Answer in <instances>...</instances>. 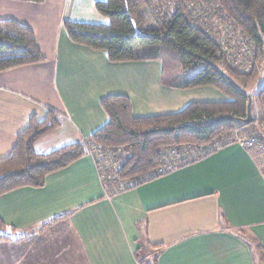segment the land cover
Instances as JSON below:
<instances>
[{"label": "crops", "instance_id": "1", "mask_svg": "<svg viewBox=\"0 0 264 264\" xmlns=\"http://www.w3.org/2000/svg\"><path fill=\"white\" fill-rule=\"evenodd\" d=\"M98 1L105 0H0V21L30 26L45 57L0 72V159L11 153L30 118L44 121L48 109L61 125L35 143L42 154L104 127L109 118L100 101L107 96L130 98L136 117L228 100L213 87L164 83L159 61L111 63L104 52L73 43L65 20L108 22L95 9ZM0 218L13 228L12 240L0 242V264H264V157L228 144L109 196L95 158L87 155L50 174L43 188L1 195ZM68 232L73 245H61Z\"/></svg>", "mask_w": 264, "mask_h": 264}, {"label": "trees", "instance_id": "2", "mask_svg": "<svg viewBox=\"0 0 264 264\" xmlns=\"http://www.w3.org/2000/svg\"><path fill=\"white\" fill-rule=\"evenodd\" d=\"M14 1L40 4L44 0ZM156 1H98L95 9L108 20L106 24L65 20L64 27L73 43L104 52L111 63L159 61L162 76L165 67L172 64L179 70L177 78L165 83L179 89L213 87L228 100L192 102L177 113L136 117L130 98L107 96L100 101L109 118L104 127L47 154L38 153L35 143L58 129L61 118L52 109H48L44 121L33 115L29 126L17 136L11 153L0 159V196L23 187L43 188L50 174L89 155L90 146L98 149L100 156L111 153L117 164L116 169L101 173L104 189L113 196L216 152V144L220 142L221 148L228 145L226 140L240 126L264 141L256 122H245L249 89L258 82L260 70L254 67L237 72L222 44L193 19L188 0H173L166 8ZM210 1L229 32L234 37L242 35L252 46L258 62L264 48V0ZM44 61L30 26L16 20L0 21V72ZM258 97L263 104L262 121L264 86L258 90ZM119 150L125 155H116ZM69 216L64 214L49 223ZM11 232L13 228L0 218V241L12 240Z\"/></svg>", "mask_w": 264, "mask_h": 264}, {"label": "rangeland", "instance_id": "3", "mask_svg": "<svg viewBox=\"0 0 264 264\" xmlns=\"http://www.w3.org/2000/svg\"><path fill=\"white\" fill-rule=\"evenodd\" d=\"M172 1L173 0H157L156 2L161 3V6L163 8H166L168 6L170 7L172 6ZM211 2L212 1L210 0H188V7L189 10H193L194 12L193 19H195V21L199 23H202L206 28V30L209 32V34H212V36L222 44L225 55H227L228 60L230 61L231 65L233 66V68L236 69L237 72L239 73L248 72L254 67L260 70L258 82L253 84L249 90L251 91L250 94L252 95L253 118L254 121L256 122V125L258 126L257 128L261 130L262 129L261 126L262 124H264V120L262 121L260 120L262 118L260 112L262 111L261 108L263 104L258 97V90L264 86V48L260 53V56L258 58L259 61L257 62L253 54L252 46L246 44L245 42L246 40L242 35H239L238 37L237 36L234 37L233 33L229 32V30L227 29V24L221 20V17L219 15H216V8H217L216 5H212ZM153 6L156 5L153 4ZM178 72L179 70L177 69L176 66L172 64L167 65L164 69L163 76L161 74L162 81L164 83L173 82V79L175 80L177 78ZM231 144L238 145L236 143H231ZM221 145L222 144L220 142L216 144L217 150L221 149ZM89 152H90L89 155H92L94 158L101 155L100 151L98 149H95V147L93 146L89 147ZM121 153L125 155V153H123L121 150H119L118 153H116V155ZM195 153L196 155L197 154L201 155L200 153L197 152ZM102 156H105V158L107 159V163H104V160L102 159L101 161H98L97 159L98 165L101 166L100 174L102 173V170L105 169L106 165L107 167H111L112 165L116 164L112 161L113 159L111 153H104L102 154ZM72 238H73V234L68 232V234H66V237L61 240V245H65V244L73 245V242L75 240L72 242ZM0 242H4V241H0ZM59 251H60V247H56L55 248L56 261H58L57 254L59 253ZM63 255L64 252L62 256ZM80 262L81 264H84L83 260H81ZM70 263L76 264L74 262H70Z\"/></svg>", "mask_w": 264, "mask_h": 264}, {"label": "built area", "instance_id": "4", "mask_svg": "<svg viewBox=\"0 0 264 264\" xmlns=\"http://www.w3.org/2000/svg\"><path fill=\"white\" fill-rule=\"evenodd\" d=\"M261 131L264 135V124H262L261 126ZM227 142H229V144L231 143H236L239 146H241L242 148L245 149H256L258 150L261 154L264 155V141H259V138L254 135V133H249L248 129L246 128V126H240L238 127L233 134L230 136V138L228 140H226ZM96 163L99 169V172L101 171V166L98 165V161L104 160V163H107V159L105 158V156H97L96 158ZM98 159V161H97ZM117 164L112 165L111 167H107V165L105 166V169L102 170V173L105 172L106 169H111L114 168L116 169ZM101 175V174H100ZM101 179L102 181L104 180L103 175H101Z\"/></svg>", "mask_w": 264, "mask_h": 264}, {"label": "water", "instance_id": "5", "mask_svg": "<svg viewBox=\"0 0 264 264\" xmlns=\"http://www.w3.org/2000/svg\"><path fill=\"white\" fill-rule=\"evenodd\" d=\"M248 106H247V118L245 120L246 123H252L254 121V118H253V111H252V95L249 94L248 95Z\"/></svg>", "mask_w": 264, "mask_h": 264}]
</instances>
